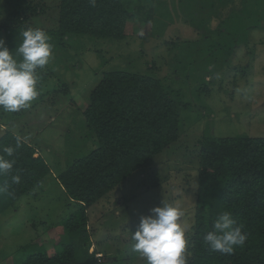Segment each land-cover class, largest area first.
Segmentation results:
<instances>
[{
  "label": "rangeland",
  "instance_id": "374dc122",
  "mask_svg": "<svg viewBox=\"0 0 264 264\" xmlns=\"http://www.w3.org/2000/svg\"><path fill=\"white\" fill-rule=\"evenodd\" d=\"M122 1L133 15L126 36L56 39L48 34L53 56L38 69L39 95L28 109H0V136L9 130L36 145L52 169L41 186L0 216V264H14L3 250L11 255L18 246L38 243L53 255L55 245L67 237L63 221L79 204L70 201L56 177L97 147L84 111L107 72L141 73L168 85L183 102V129L169 148L89 208V253L100 259L98 264H146L133 251L131 234L141 216L163 203L184 212L181 224L187 226L189 248L201 140L264 137V20L241 39L227 25L231 17L244 14L247 0L212 5L205 0ZM59 8L60 0H0V25L20 21L25 30L55 32ZM0 39L6 44L1 29ZM17 44L6 46L15 52Z\"/></svg>",
  "mask_w": 264,
  "mask_h": 264
},
{
  "label": "trees",
  "instance_id": "16d2710c",
  "mask_svg": "<svg viewBox=\"0 0 264 264\" xmlns=\"http://www.w3.org/2000/svg\"><path fill=\"white\" fill-rule=\"evenodd\" d=\"M222 2L205 0L211 5ZM246 4L244 14L238 13L245 20L236 15L227 22L236 30V39H241L244 31L262 26L264 20V0H247ZM132 16L122 0H96L95 6L90 0H60L59 27L46 32L56 39L71 35L120 39L126 36ZM22 23L0 25L8 46L22 42ZM98 83L84 111L97 147L73 159L56 177L70 201L79 204L63 221L67 237L55 245L53 255L38 243L18 246L11 255L1 251L14 264H98L99 259L89 253V208L179 138L183 102L164 82L117 70L105 73ZM16 136L4 132L0 149L15 146ZM37 151L36 145L22 138L12 171V175H20V183H12L10 176L0 177V184L9 187V193L0 194V216L52 174L49 163ZM199 158L198 205L188 264H264V137H206L199 143ZM223 211L231 212L247 234L245 244L232 254L214 252L203 242V235Z\"/></svg>",
  "mask_w": 264,
  "mask_h": 264
},
{
  "label": "clouds",
  "instance_id": "9594fccd",
  "mask_svg": "<svg viewBox=\"0 0 264 264\" xmlns=\"http://www.w3.org/2000/svg\"><path fill=\"white\" fill-rule=\"evenodd\" d=\"M95 6L96 0H90ZM22 42L15 52L0 39V109L18 112L28 109L39 95L38 69H43L53 56L51 37L40 28H29L21 33ZM15 146L0 149V177H11L20 183V175H12L16 163L14 154L22 146V137H15ZM9 193L7 183L0 184V194ZM184 212L172 204H162L140 217L138 229L131 234L133 251L146 260V264H188L187 226H182ZM247 240L243 226L231 212L223 211L215 218L211 230L203 235V242L212 251L232 254Z\"/></svg>",
  "mask_w": 264,
  "mask_h": 264
},
{
  "label": "crops",
  "instance_id": "0c3cea01",
  "mask_svg": "<svg viewBox=\"0 0 264 264\" xmlns=\"http://www.w3.org/2000/svg\"><path fill=\"white\" fill-rule=\"evenodd\" d=\"M3 126V130H8V129H6V125H4V124H2ZM4 134V133H3ZM41 154V153H40Z\"/></svg>",
  "mask_w": 264,
  "mask_h": 264
},
{
  "label": "built area",
  "instance_id": "2783aa9c",
  "mask_svg": "<svg viewBox=\"0 0 264 264\" xmlns=\"http://www.w3.org/2000/svg\"><path fill=\"white\" fill-rule=\"evenodd\" d=\"M99 261H100V259H99Z\"/></svg>",
  "mask_w": 264,
  "mask_h": 264
}]
</instances>
